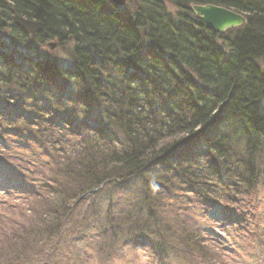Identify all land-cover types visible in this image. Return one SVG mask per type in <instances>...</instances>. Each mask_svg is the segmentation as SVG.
I'll use <instances>...</instances> for the list:
<instances>
[{"label":"trees","instance_id":"trees-1","mask_svg":"<svg viewBox=\"0 0 264 264\" xmlns=\"http://www.w3.org/2000/svg\"><path fill=\"white\" fill-rule=\"evenodd\" d=\"M194 5L245 25L215 33ZM14 15L42 30L24 33ZM263 104L264 0H0V155L18 163L0 157V181L21 194L43 174L26 209L42 204L54 236L99 264L124 239L157 263H221L233 248L190 228L211 214L264 264Z\"/></svg>","mask_w":264,"mask_h":264},{"label":"rangeland","instance_id":"rangeland-1","mask_svg":"<svg viewBox=\"0 0 264 264\" xmlns=\"http://www.w3.org/2000/svg\"><path fill=\"white\" fill-rule=\"evenodd\" d=\"M170 9L172 10L173 8L170 7ZM239 14L244 16L242 13ZM244 25L245 24L239 27ZM5 35L8 36V33L2 32V36ZM45 50L48 51L51 56H53L52 54H56V56L64 61L65 65L68 63V60L65 58V54L62 51H57L56 48L49 49L47 45ZM262 107L264 109V104ZM10 152H6L5 154L2 153L0 157H2L7 162L9 161L10 164H15L18 166V163L14 162L15 156L17 154L9 155ZM37 153H39L38 150ZM32 166L33 167H31V170H34L37 167V162H33ZM37 175L39 176L38 180L34 179V182L31 180L26 182V180H24V185H22L23 183L20 184L22 188L26 189L24 192H21L22 195L18 192L19 183L11 184V182H9L10 180H8V182L11 184L10 185L7 184V180L2 182L0 181V187H2L4 184V188H6L4 190L0 189V264H12L9 262L10 260L13 262V264H17V262H15V258L19 260L18 264H81V262L82 264H99V261L95 257L94 251L82 249L83 251H81L80 254H77V249L75 247H65V244L63 245V242L60 241L61 237L56 238V236H54L55 232H52L53 222L50 221V217L42 218L40 215L39 211L41 208H43L42 204H39V202L36 201L31 204V210L28 211L26 209L25 204H27V199L33 196V192L38 189V186L45 184L46 182L43 174ZM19 179V181H21V177H19ZM106 194V192L103 193V198H106ZM47 202L48 201L46 200V203ZM85 209V206H74L73 223L79 221ZM218 219L219 218L217 214H211L206 218L195 216L192 220V224L190 225L191 231L193 230L194 232H200L205 240H211L213 238L212 236L209 237L210 233L212 235L215 234V236H219L221 238L219 242L222 245V249L226 248L227 246L233 248L234 254H225L221 263L212 259L210 264H258V257L256 255L257 253L254 251L255 249L252 250L247 247L245 248L242 246L243 244H239L240 239L237 236L231 235L229 233H223L224 227L221 225V220L219 221ZM22 224L23 227L18 226ZM13 230H17V233H13ZM19 230L23 231H20L19 233ZM49 230H51L50 232H52V234L48 233ZM43 233L46 234L45 236L50 234V236L48 235L47 238L52 240V244L48 246L46 245L40 253H34V251L41 249L42 244H44L42 243L44 242L43 240L41 242V237L44 236ZM36 234L41 235L35 236ZM126 242L128 241L124 239L121 243L122 246L119 247V258L114 259L113 262L109 264H162L161 262L157 263L153 261V253L148 248H132L127 245ZM60 244L61 247H59V249L62 250L60 251V256H58V258L55 260L49 256L50 250L53 246L58 247ZM218 247L221 249L220 246ZM30 253H34L32 254L34 256L32 257Z\"/></svg>","mask_w":264,"mask_h":264},{"label":"water","instance_id":"water-1","mask_svg":"<svg viewBox=\"0 0 264 264\" xmlns=\"http://www.w3.org/2000/svg\"><path fill=\"white\" fill-rule=\"evenodd\" d=\"M109 2L116 6H123L126 0H109ZM191 11L195 18L219 34L229 29L237 28L246 22L245 16L219 6L194 5L191 7ZM12 21L15 27L29 35L39 33L42 30V24L40 22L27 20L18 15H14ZM47 46L53 49L55 44L48 43Z\"/></svg>","mask_w":264,"mask_h":264}]
</instances>
